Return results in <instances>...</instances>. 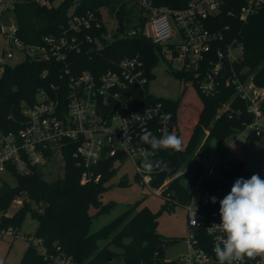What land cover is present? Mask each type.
Returning <instances> with one entry per match:
<instances>
[{"label":"trees","instance_id":"trees-1","mask_svg":"<svg viewBox=\"0 0 264 264\" xmlns=\"http://www.w3.org/2000/svg\"><path fill=\"white\" fill-rule=\"evenodd\" d=\"M51 0V5L39 4L36 0L15 1L14 12L17 19V32L26 44H41L43 37L51 33H59L60 27L66 24L74 13H84L106 7L123 22H133L137 31L128 37H122L105 45L89 56L78 55L74 72L107 69L113 60L123 56L139 55L145 63L148 78L153 75V67L162 53V46L154 44L143 36L138 27L145 22L143 10L140 14L133 11L135 4L129 5L127 0ZM159 6L173 9L186 7L190 0H152ZM246 0H224L222 9L212 16L209 26L221 31L224 46L232 40L243 46V60L236 64L237 70L247 68L245 77L252 76L256 84L264 87V3L247 20L239 17L240 8ZM78 6L75 7V4ZM62 64L55 60H38L35 55L27 53L26 59L16 65L3 63L0 69V127L18 130L25 124L23 106L36 100L38 91L49 89L52 83L60 84ZM46 72V73H45ZM179 78L192 85L201 102V108H184L186 88L176 98H156L142 90L145 102L161 101L169 111L171 133L183 141L181 151L160 150L148 159L154 162V177L151 187H160L166 179H170L167 190L171 195L166 205H184L192 196L193 185L206 188L218 195L215 203H206L201 212L205 219L210 214H219V201L227 195L238 178H248L243 161L227 157L228 167L221 168L220 174L200 181L204 173L203 161L212 155V141H216V154L228 155L224 141L233 133L241 132L251 122L247 111L248 103L236 94L235 88L224 83L212 95L201 92L197 78L184 69L174 71ZM45 73V74H44ZM231 100V101H230ZM225 103L229 107L222 110ZM264 110V101L262 103ZM184 117L188 137L185 139L181 130V117ZM249 138H257L248 135ZM73 146L67 144L62 148L64 174L53 181L43 179V171L38 169L30 176L17 175V184L11 188L0 190V210L7 211L14 200L26 195L20 209L13 217L0 218V230L12 226L17 232L22 215L30 211L37 220L34 237L40 243L29 244L19 264H49V258L65 256L72 264H178L168 259L165 247L177 239L165 240L157 231V214L148 209H128L95 232H91L92 206L107 209L102 202V194L108 188L105 181L115 173L114 159H106L96 169L94 179L82 183V170L77 167L73 156ZM143 160V159H142ZM139 164L141 165V161ZM138 174V173H137ZM186 181V182H185ZM189 181V182H187ZM162 197V196H161ZM38 207L33 208L32 205ZM130 237L129 242L124 238ZM106 240L100 246L99 240Z\"/></svg>","mask_w":264,"mask_h":264},{"label":"built area","instance_id":"built-area-1","mask_svg":"<svg viewBox=\"0 0 264 264\" xmlns=\"http://www.w3.org/2000/svg\"><path fill=\"white\" fill-rule=\"evenodd\" d=\"M36 1L51 5V0ZM127 3L143 10L145 22L138 29L154 44L166 45L175 34L174 20L183 36L181 44L172 45L174 59L178 58L182 69L197 78L201 92L206 95L215 94L223 83L233 86L236 94L248 103L247 111L252 117L245 127L249 129L248 135H264V87L256 84L252 76H244L247 68L237 70L236 64L243 60V46L236 40L220 46L225 41L222 32L209 26L212 16L222 9L224 0H190L186 7L177 9L156 5L152 0H127ZM263 3L264 0H246L240 8V19L247 20ZM14 6L13 1L0 0V36L8 47L4 54L13 58L11 46H14L35 55L38 60L60 62L62 82L39 90L35 102L23 106L26 121L22 128L0 127V172L30 176L41 168L54 149L62 153V148L69 144L74 148L76 165L82 170V183L94 179L96 169L106 159L128 158L135 163L143 184L151 187L155 172L142 168L139 160L155 156L159 151L153 152L140 141V136L145 129L157 137L172 130L170 114L163 103L145 102L142 90L149 78L144 61L139 55H127L113 60L103 71L74 72L78 62L76 56L91 59L105 45L130 36L137 28L123 24L114 13L112 24L116 27L109 29L102 14L106 7H102L72 14L67 23L61 25L59 33L47 34L41 44L31 45L19 37L17 24L7 27L3 21L5 12ZM228 107L225 103L222 110ZM220 156L204 159L205 169L200 181L228 167L226 160H219ZM169 180L151 189L172 203L170 193L165 192ZM213 197L217 202L216 193L199 187V183L193 185L192 196L183 205L188 212V252L176 260L178 264H219L214 247L221 236L215 227L220 223V216L213 212L204 220L201 212L204 204L215 203ZM22 202L20 197L14 200L19 205ZM2 231L17 234L10 227ZM49 264H72V261L65 256L50 257ZM235 264H264V260L260 256L245 257Z\"/></svg>","mask_w":264,"mask_h":264},{"label":"rangeland","instance_id":"rangeland-1","mask_svg":"<svg viewBox=\"0 0 264 264\" xmlns=\"http://www.w3.org/2000/svg\"><path fill=\"white\" fill-rule=\"evenodd\" d=\"M18 1V0H7ZM58 0L56 3H60ZM134 15L139 14V7L133 11ZM102 14L108 23V28L113 29L116 26L115 15L108 9L103 8ZM3 21L7 27L15 26L17 19L12 8L8 9L3 15ZM137 20L133 18L132 23L125 24L132 27ZM133 24V25H132ZM175 34L162 46V53L157 64L153 67V75L148 81L147 91L156 98H178L186 88L184 97V108H193L196 110L201 108V102L195 88L175 74L174 71H180L183 67L181 61L174 57L173 44H181L183 36L178 25L173 20ZM8 47L4 45L3 37L0 36V69L3 63L16 65L26 59L27 52L14 46V57L9 58L4 54ZM181 130L184 138L188 137V129L186 128L184 117L180 119ZM249 129L231 134L225 141L224 146L228 148V155H221L219 160H227L228 156L243 161L245 171L251 174H258L264 179V135L257 138H249ZM216 141H212V155H216ZM115 173L110 176L105 185L108 188L102 194V202L108 205L107 209L101 210L100 207L92 206L90 213L92 214L91 232H95L108 222L115 219L121 213L128 209L136 210L148 209L152 213L157 214V231L165 240L177 239V242L168 244L165 247V255L168 259L179 260L182 255L188 252L187 237V209L180 204L166 205L165 199L147 184H143L141 178L137 174L135 163L128 158H119L114 160ZM43 171V179L53 181L60 178L64 174V159L60 149L56 148L48 157L47 161L41 166ZM216 175H221L217 171ZM250 176V177H251ZM248 177V178H250ZM246 178V179H248ZM17 184V175L11 171L0 172V190L3 187H13ZM26 195H21L20 199L24 200ZM21 204L14 203L7 211L0 210V218L2 216L13 217L20 209ZM33 208L38 207L33 203ZM37 220L30 211L22 215L21 221L17 229V234L13 235L7 232H0V264H19L29 244L40 243L34 233L37 229ZM12 228V226H10ZM125 242L130 241V237L124 238ZM106 240L100 239V246L105 245ZM116 264H124L118 261Z\"/></svg>","mask_w":264,"mask_h":264},{"label":"clouds","instance_id":"clouds-1","mask_svg":"<svg viewBox=\"0 0 264 264\" xmlns=\"http://www.w3.org/2000/svg\"><path fill=\"white\" fill-rule=\"evenodd\" d=\"M140 141L153 152L183 148L182 139L172 133L157 137L145 129ZM140 166L150 172L154 162L146 157ZM219 216L220 223L215 227L221 236L214 247L219 264H235L245 257L260 256L264 260V179L258 174L236 179L230 192L219 201ZM192 222L195 224V220Z\"/></svg>","mask_w":264,"mask_h":264}]
</instances>
